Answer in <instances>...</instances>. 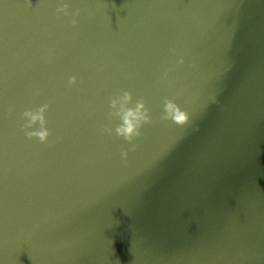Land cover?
<instances>
[{"label": "water", "instance_id": "obj_1", "mask_svg": "<svg viewBox=\"0 0 264 264\" xmlns=\"http://www.w3.org/2000/svg\"><path fill=\"white\" fill-rule=\"evenodd\" d=\"M0 264H264V0H0Z\"/></svg>", "mask_w": 264, "mask_h": 264}, {"label": "clouds", "instance_id": "obj_2", "mask_svg": "<svg viewBox=\"0 0 264 264\" xmlns=\"http://www.w3.org/2000/svg\"><path fill=\"white\" fill-rule=\"evenodd\" d=\"M29 6H31V0H28ZM56 13L64 14L65 16H71V24L75 27L79 23L80 9H76L75 12L69 13V5L67 3L61 4L56 9ZM183 58L179 63H183ZM164 77H167L165 72ZM76 77L69 78V86L76 83ZM49 104L45 103L36 109H26L22 116L25 118V123L22 126L25 130V135L28 138H38L39 142L44 144L48 142L50 136V130L47 127L46 112L49 109ZM112 109H116L115 115L119 117L120 123L114 129L115 134L118 137H122L134 150L136 144L134 141L136 138L142 135V127L145 124L152 123L151 110L147 107L143 97H139L133 101V94L130 91L122 90L121 94L111 99L109 117H111ZM11 112L12 109H9ZM162 121H173L178 125H185L190 120L189 112L183 110L173 99L165 98L163 104V112L160 115ZM39 125L34 129L35 125ZM34 129V130H29ZM105 131L112 132L113 129H104ZM128 149H121V156L126 158L128 156Z\"/></svg>", "mask_w": 264, "mask_h": 264}]
</instances>
